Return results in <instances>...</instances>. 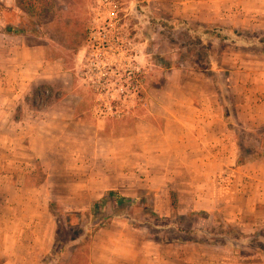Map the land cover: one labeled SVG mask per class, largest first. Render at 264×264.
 <instances>
[{
    "label": "rangeland",
    "instance_id": "rangeland-1",
    "mask_svg": "<svg viewBox=\"0 0 264 264\" xmlns=\"http://www.w3.org/2000/svg\"><path fill=\"white\" fill-rule=\"evenodd\" d=\"M24 2L35 4L31 12ZM21 23L35 32L27 43L48 63V79L30 80L20 105L0 98V264H120L112 249L158 264L153 257L171 253L162 245L183 219L181 187L170 181L183 138L175 118L190 126V110L212 112L215 103L233 148L226 154L238 161L264 151V0L0 1V27ZM182 97L191 109L178 107ZM19 119L33 127L31 138L19 135ZM124 165L129 178L117 192L146 203L120 209L109 200L91 212ZM157 192L176 200L170 216L156 212ZM66 214L76 215L69 225ZM203 227L201 242L264 253V231L241 240L242 250L218 217Z\"/></svg>",
    "mask_w": 264,
    "mask_h": 264
},
{
    "label": "crops",
    "instance_id": "crops-1",
    "mask_svg": "<svg viewBox=\"0 0 264 264\" xmlns=\"http://www.w3.org/2000/svg\"><path fill=\"white\" fill-rule=\"evenodd\" d=\"M27 38L0 32V90L4 91L0 98H5L9 106L15 105L13 101L20 105L19 99L30 90V80L44 82L48 79L43 72L48 63L37 60L35 56L38 51L27 43ZM33 70L36 77L29 75ZM181 99L187 104L178 107L191 109L188 105L190 100H185L186 97ZM212 106V112L190 110L193 114L190 126H183L184 123L174 117L176 130L183 136L180 142L176 140L175 169L170 175V181L181 187L176 190V200L177 215L183 219L175 232L177 236L186 231L190 238L179 240L175 236L172 241L161 244L171 249L168 250L171 253L153 257V263L164 264L166 259L172 264H256L264 261V253H257L254 249L249 255H235L231 249L226 250L223 244L211 245L197 238L204 232L203 225L213 222L214 216L240 237V241L236 239L233 245L242 247V250L247 248L241 240L256 239L258 233L264 231V157L238 166L235 153L226 154L233 148L226 143L223 114L219 107H215V103ZM14 123L21 127V137L31 136L33 127L29 122L19 119ZM128 178L127 167L120 166V182L110 181L103 191L122 190ZM88 182L95 183L91 179ZM161 196L163 193L154 194L155 210L159 215L170 216L173 210L170 202L165 200L167 195ZM161 199L166 206L164 209L159 203ZM201 213L208 217L197 215ZM111 255L112 260L120 264H134L139 259L149 260L143 254L124 256L113 249Z\"/></svg>",
    "mask_w": 264,
    "mask_h": 264
},
{
    "label": "trees",
    "instance_id": "trees-1",
    "mask_svg": "<svg viewBox=\"0 0 264 264\" xmlns=\"http://www.w3.org/2000/svg\"><path fill=\"white\" fill-rule=\"evenodd\" d=\"M34 7H35V4L27 3V2H24L23 6H22V8L27 12H31V10H33ZM190 30L192 32L199 31L197 25H191ZM0 32L7 34V35H10V36L11 35L12 36H22V35L23 36H31V35H34V33H35L33 30H30L29 25H27L26 23H21V24H17V25H9V26H6L5 28L0 27ZM202 34L207 35L211 38L225 39L222 33H215L213 30H209V29L203 30ZM258 41H259V44H264V38H262ZM261 147L264 150V143L261 144ZM263 157H264V151L258 153L257 155L252 157V159H249V160H242L241 158H239L237 161V164H238V166L245 165V164H248L249 162H254V161H256L260 158H263ZM109 200H113L115 205L117 206V208L121 209V208L133 206L138 202L144 205L146 203L147 199L142 198V197H138L135 199L127 198V197L119 194L117 191L109 190V191H106L104 193V195L101 197V199L98 202L93 204V208L91 209V212L96 211L99 207L102 208L103 206H105L107 204V202ZM171 201H172V203H171L172 208L175 209L177 202L175 199H173V197H172ZM55 205H56V203L50 204L51 213L55 217H60L62 215L61 212L53 211V208L55 207ZM147 209H148L149 213L156 215V213L153 211L152 206L150 204L147 206ZM73 217H76V215L66 214V223L68 225L71 223V219ZM105 219L106 218H103L101 221H104Z\"/></svg>",
    "mask_w": 264,
    "mask_h": 264
}]
</instances>
